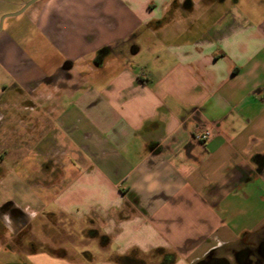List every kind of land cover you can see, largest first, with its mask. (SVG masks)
<instances>
[{
    "label": "crops",
    "instance_id": "crops-1",
    "mask_svg": "<svg viewBox=\"0 0 264 264\" xmlns=\"http://www.w3.org/2000/svg\"><path fill=\"white\" fill-rule=\"evenodd\" d=\"M238 4L38 0L24 11L34 37L0 33V70L31 112L0 150V185L20 191L0 204V264H238L264 229V17ZM22 46L35 59L19 71ZM43 214L84 224L95 251L26 241Z\"/></svg>",
    "mask_w": 264,
    "mask_h": 264
},
{
    "label": "rangeland",
    "instance_id": "rangeland-1",
    "mask_svg": "<svg viewBox=\"0 0 264 264\" xmlns=\"http://www.w3.org/2000/svg\"><path fill=\"white\" fill-rule=\"evenodd\" d=\"M21 0H0V21L1 18L5 15L15 13L19 11L22 7L20 4ZM26 0L24 3L28 2ZM230 2V1H229ZM228 2V3H229ZM239 7L242 10H245L252 18L251 20L254 22H258L260 19L264 17V0H239ZM12 33V34H22L27 35V37H34L35 34L31 27L29 26V17L28 12H22L17 16H6L2 20V26L0 29V33ZM146 33H144L141 37H139V41L141 44L145 45L148 41ZM21 46V45H20ZM147 54L143 52L140 54L139 58L142 60ZM35 55L30 53V48L21 47V53L17 56V60L15 62V69L22 70L26 69L25 64L26 61L30 59H35ZM134 68H138L139 65L137 62L138 56L135 55L133 58ZM143 68V67H142ZM0 113L2 114L0 118V150H3L5 147V143H8V138L12 132L15 120H26V118L31 114L30 110L25 107L27 105V101L30 100V95L27 91L22 88H14L12 84L15 80L14 77L10 74V72H4L3 69L0 70ZM82 75L85 76L88 68H83L80 70ZM15 74L19 73L18 71L14 72ZM11 85V86H10ZM14 121V122H13ZM18 132H22L21 136L18 137L21 143V149L25 148V136H24V126L21 123L17 124ZM19 135V133H18ZM7 147V146H6ZM39 148H42L41 146ZM45 149V147H44ZM20 191L17 189L16 184L10 185L9 182L0 185V204L8 202L10 198L15 200H20ZM246 207V205H242L241 208ZM236 209V207H235ZM8 217V212L6 213ZM1 214V217L5 222L8 218ZM240 221H244L243 217H239ZM254 223L253 220L244 222L245 226L252 225ZM7 229L1 228V240L6 241L11 238L13 232H11L15 227L12 224L7 223ZM85 225L74 223L68 218L50 216V215H38L36 219L30 224L27 232H25V240H31L35 246H39L40 243L53 247L59 248L64 247L67 248L69 253L71 252L70 248H74L76 252L81 249L88 248L89 250L95 251L96 243L93 239L89 238L85 235ZM15 233V232H14ZM8 235V237L6 236ZM21 236L15 240L14 242H9L11 245H22ZM17 242V243H16ZM21 258L20 255H12L11 253H6L2 255V260L4 258Z\"/></svg>",
    "mask_w": 264,
    "mask_h": 264
},
{
    "label": "flooded vegetation",
    "instance_id": "flooded-vegetation-1",
    "mask_svg": "<svg viewBox=\"0 0 264 264\" xmlns=\"http://www.w3.org/2000/svg\"><path fill=\"white\" fill-rule=\"evenodd\" d=\"M14 212L8 206L2 209ZM262 234L250 235L246 239H242L239 248L235 254V260L238 264H264V229ZM261 239L258 241V239ZM218 264H229L224 259H218Z\"/></svg>",
    "mask_w": 264,
    "mask_h": 264
},
{
    "label": "trees",
    "instance_id": "trees-1",
    "mask_svg": "<svg viewBox=\"0 0 264 264\" xmlns=\"http://www.w3.org/2000/svg\"><path fill=\"white\" fill-rule=\"evenodd\" d=\"M187 3H189V0H186V4ZM108 49H109V47H105V48L101 49L100 51H98V57ZM99 240L102 244H106L108 241V238L105 236H100ZM173 259H174L173 254H164V259L162 260V262L160 264L170 263L173 261ZM117 261L122 263V264H142L140 261L137 262V260H135L131 256H120L117 258Z\"/></svg>",
    "mask_w": 264,
    "mask_h": 264
},
{
    "label": "built area",
    "instance_id": "built-area-1",
    "mask_svg": "<svg viewBox=\"0 0 264 264\" xmlns=\"http://www.w3.org/2000/svg\"><path fill=\"white\" fill-rule=\"evenodd\" d=\"M212 136L210 127H204L199 133L194 135V139L199 142H206Z\"/></svg>",
    "mask_w": 264,
    "mask_h": 264
},
{
    "label": "water",
    "instance_id": "water-1",
    "mask_svg": "<svg viewBox=\"0 0 264 264\" xmlns=\"http://www.w3.org/2000/svg\"><path fill=\"white\" fill-rule=\"evenodd\" d=\"M36 1H38V0H29L28 2H26V3H24L22 5V7H21V9L19 11L15 12V13H12V14L5 15L4 17H6V16H17V15L21 14L23 11H25L26 8H28L31 4H33ZM4 17L1 18V21H0V29H1L2 20L4 19ZM67 67H65V68H67Z\"/></svg>",
    "mask_w": 264,
    "mask_h": 264
},
{
    "label": "clouds",
    "instance_id": "clouds-1",
    "mask_svg": "<svg viewBox=\"0 0 264 264\" xmlns=\"http://www.w3.org/2000/svg\"><path fill=\"white\" fill-rule=\"evenodd\" d=\"M7 215V214H6Z\"/></svg>",
    "mask_w": 264,
    "mask_h": 264
}]
</instances>
